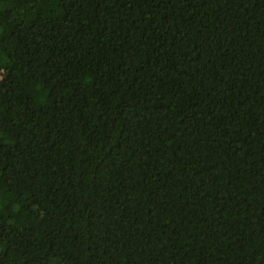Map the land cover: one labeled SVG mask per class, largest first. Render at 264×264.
<instances>
[{"label": "trees", "instance_id": "obj_1", "mask_svg": "<svg viewBox=\"0 0 264 264\" xmlns=\"http://www.w3.org/2000/svg\"><path fill=\"white\" fill-rule=\"evenodd\" d=\"M0 264H264V0H0Z\"/></svg>", "mask_w": 264, "mask_h": 264}]
</instances>
